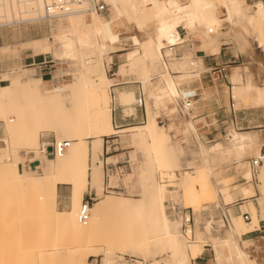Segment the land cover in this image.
Listing matches in <instances>:
<instances>
[{"label":"bare ground","instance_id":"bare-ground-1","mask_svg":"<svg viewBox=\"0 0 264 264\" xmlns=\"http://www.w3.org/2000/svg\"><path fill=\"white\" fill-rule=\"evenodd\" d=\"M104 1L111 5L115 13L111 18L104 19L94 10L87 13L76 10L64 14L68 17L65 29L63 28L65 25L63 22H57L59 31L54 37L64 47V51L59 53L60 59L77 62L76 77L71 82L62 83L61 88L53 87L52 90L47 92L39 91V87H41L40 78L20 82L8 81V83L0 85V119L7 133L3 141L6 147L8 143L13 145V138L17 136L18 148L31 149V152L35 156H40L42 173L38 177H32L25 171L19 172L15 162L19 158V151H14L12 159L9 158L3 161L4 158L2 159L1 153V150L4 149L3 147L0 148V166L4 167L13 180L24 186L26 193L29 195L27 201L28 208L40 216V235L42 238L51 237L50 234L52 235V232L54 234L57 232V235L59 234L64 237V240L91 241L103 224L104 217L107 214H134L137 218L136 226L143 232L142 236L137 239L138 245L151 247L154 249V255L158 254L156 251L166 248L172 255H180L179 258L177 257V264H188L189 257H193L200 252L204 244L202 245L200 244L202 242L198 243V241L192 243L189 241V244H185L187 237L182 232L181 217L179 220L174 218L172 205L166 204L163 198V189L155 184L151 171L145 168L143 162L139 170L133 173V175H136V185L143 191L142 198L103 194L102 197L89 205V215L86 222H82L79 219V211L83 203V193L88 185L96 190L98 196L102 194L103 177L101 173V161L98 158V153L101 150L102 136L118 133L112 126L111 114L105 113L101 106L106 104L110 99V96L105 91V88L111 84L105 74L104 64L92 65L89 59L84 58V55L90 50H96L101 55L107 46L114 43L126 42L132 48L126 52L127 62L123 64V72L136 69L142 70L144 65L146 67L150 65L152 72L161 70L163 84H150L147 87L148 101L145 103V106L143 104L147 118L141 126H138L141 129L133 134L130 139L132 144L142 150H150L152 164L158 170L163 172L170 168H181L180 157L173 149L172 133L170 134L177 127L176 123L174 124L171 120L165 126L160 125L157 122L156 114H158L157 110L160 108L172 111L178 110L177 105L174 103L177 100L178 105H180V111L182 110L181 112L186 116L190 115L188 111L189 106H191L190 101L183 103L180 99L181 93H189L181 91L179 85L180 81L191 76V71L187 72L186 69L193 63H191L192 61L189 62L187 55L184 54L185 56L180 61L174 59L167 64L164 58L171 55L167 54L165 49L183 41L178 32V27L183 24L184 29L187 30L186 32L195 30L197 33L199 31L206 36L204 47L209 48L211 51H218L219 43L216 42L218 36L228 35L233 26L240 20L246 21L249 25L254 22L260 24V21L264 20V6L262 3H258L251 13H245L243 6L236 2V0H186L184 2H181V0H164L162 3H159L157 0ZM147 1L151 3L148 9H152L150 17L155 24L153 26L154 29H151L153 30L151 31L152 33H149L150 30L146 33L144 31L143 33L145 34L143 35L142 33L141 35L143 36L141 37L140 34L136 33L121 36L115 32L114 20L121 15L126 17L125 19L129 21L127 23L141 27L144 18L140 8L146 6L148 4ZM14 4H16V12L13 9ZM21 5H23V10H20ZM220 7L225 10L222 17L217 15ZM64 15H47L43 0H0V25L10 24L15 21L32 20L38 17L51 18ZM235 21H237L236 24ZM204 41L202 40L203 43ZM243 42L244 45L247 43L244 40ZM246 45L248 47L249 43ZM262 51L264 52V49ZM249 57L258 65L257 72L259 77L264 80V64L259 60H255L250 54ZM171 70H176L179 74L172 76ZM141 78L145 79V76L141 74ZM240 78L241 74L236 66L229 74V80L233 84V91L231 90L232 98L235 101H239L243 96H249L252 106L261 107L264 105V88L256 86L257 83L254 85L252 81L235 85ZM63 93H66L68 97H63ZM134 98L132 90L118 92V100L120 102L131 103ZM19 99L25 100L26 106L18 104L17 101ZM7 106L10 112L16 114L15 117H9L12 113L9 114ZM48 107L57 110L60 114L58 118L50 124H42L39 120L36 121L34 119V117L36 118V113L42 108ZM48 126L64 132L63 135L59 134L57 136L58 139L56 141L66 140L69 143L65 151L54 156L55 160L53 162L46 157L45 150L41 152L39 151L40 146L37 147L38 132L40 129ZM195 128L194 124L186 117L184 126L181 128V133L189 132ZM88 139H91L90 144L88 143ZM248 141H252V139L248 138ZM200 150L201 153L203 151L207 152L206 154L212 155L211 157L216 161V164L218 159L219 164L238 163L241 167L240 163L246 153L244 138L242 135L237 134L229 136L224 142L215 143L208 149L203 147ZM256 153L258 154L256 158H261V162L257 164V167L262 163L258 178L263 183L264 154H260L259 150ZM7 155H4L5 159ZM106 163L108 164L105 161ZM245 166L247 167V165ZM246 167L244 168L246 171H244L243 177L244 179H249L251 173ZM221 169L223 168L221 167ZM207 170V179L204 180L200 189L191 182L186 183L182 187V200L193 209L200 207L202 204L215 202L224 205L230 203L232 200V194L229 193L227 188L216 189L215 180L217 178L215 177L218 176H216L217 174L214 169L207 167ZM109 174L116 175L115 172H108L107 177ZM225 177H223L224 182H229L228 179L232 178H229V176ZM223 180H221L222 183ZM61 183L69 185L70 207L68 210L56 208L57 185ZM106 187L115 188L117 186L107 185ZM240 191L248 197L254 194L251 184L242 187ZM219 193H222L221 197ZM260 193L261 198H258L260 200V211L264 216V186L260 188ZM249 206L252 215L251 217L249 215L250 221H246L248 223L245 225L251 223V219H254L256 216V208L252 204H249ZM231 217L233 219V226L229 225L226 235L222 237L210 235L208 238V241H211L215 249L214 259L216 260V264H224V261L228 262V264H258L250 254V249L255 245L253 240H242L241 238L243 234L249 231L234 215H231ZM242 219L245 221L243 216ZM205 228L209 232L212 225L210 226L209 223ZM190 234H192V229L190 230ZM195 234L197 237H200L198 229H196ZM57 235L55 234L56 238ZM57 240L59 241V236ZM59 242V245H61V241ZM211 244L208 245L211 246ZM64 247L65 244L62 246V249H66V253H74L78 250V248ZM51 249H48L51 252L44 251V256L55 257L60 254L58 250L52 251ZM100 252L103 255L102 264H116L117 258H115L110 246H106L103 251L100 249H90L89 251L88 249V251L83 253L82 258L91 254L98 255ZM136 264H140V262L136 261Z\"/></svg>","mask_w":264,"mask_h":264},{"label":"rangeland","instance_id":"rangeland-1","mask_svg":"<svg viewBox=\"0 0 264 264\" xmlns=\"http://www.w3.org/2000/svg\"><path fill=\"white\" fill-rule=\"evenodd\" d=\"M101 1H103V3L106 5V10L103 12H97L99 16L104 19L113 17L115 13L111 5L107 4L104 0ZM157 1L159 3H162L164 0H157ZM184 1L186 0H181V2ZM236 2H238L240 5H245L243 7L245 13H251L255 9L256 5L258 3H261L260 0H254L250 2H246L245 0H236ZM147 3L148 4L146 6H142L140 8L141 14L143 15L144 18L141 27H136L132 23H127L129 21L125 19L126 17L124 15H121L120 17H116L114 20L115 32H117L121 36L130 35L132 33L141 35L144 31L146 33L149 32V30H150L149 33H152L151 31L153 30L151 29L152 28L154 29L153 26H155V24L153 23L154 22L153 19H151L150 17V12L152 9H148L151 3L148 1ZM22 8L23 5H21L20 10H23ZM13 9L14 12H16V4H14ZM224 13L225 10L221 7L217 11V15L219 17H222ZM67 18L68 17L66 15L61 17H51V18L38 17L32 20L15 21L13 23L0 26V32L4 33L8 39L18 37L29 41L25 44H20L18 46H13L11 48L9 47L1 48L0 53H17L20 49L29 48L31 49L32 53L34 54H39V52L45 53L46 55H48L49 58L53 60L51 62V64L53 65L51 70H53V75L55 76L58 83L52 85V84H45V82L43 81V84L52 85V86L47 90L46 89L43 90L42 88H40L39 90L40 92L50 91L52 90L53 87L61 88L62 83H69L72 81L73 78L76 77L75 70L77 69V62L64 61L60 59L59 53L64 51V47L60 45V43H58V41L54 37L55 34H57L59 31V26L57 22L61 21L63 22V24H65ZM236 23L237 21H235V24ZM63 28L64 29L66 28V24L64 25ZM186 31L187 30L184 29L183 26L178 28L180 37H184L188 35L187 38H192L193 40L200 42L202 44V47L206 48L204 47V44L206 42L205 35L201 34V32L199 31L197 33V31L195 30H191L188 32ZM223 31H225V29H223ZM145 33H143V35ZM143 35H141V37ZM204 37L205 39H203ZM241 37L243 38L245 43L247 42L246 44L249 43L250 47L249 46L246 47L247 46L246 44H245L246 46L244 45V42ZM202 40L203 41L205 40L204 43L202 42ZM240 40L242 41L243 44L241 43ZM216 42H218L219 44L224 43V47L227 48L225 50L241 55V57L238 59V62L236 63V66L238 67V71L241 74V78L236 82L235 85H241L242 83L252 81L254 85L257 83L256 86L264 88V82H263L264 80H262V78L259 77V74L257 72L258 65L255 63V61L251 60V58L249 57L250 54L251 56L254 57L255 60H259L262 64H264V58H263L264 52L262 51L264 49V20L260 21V24L254 22L251 25L247 24V22L244 20L243 21L240 20L235 26H233L232 30L229 31L228 35L218 36ZM261 43H263L262 44L263 48L262 46H260ZM184 44L172 46L173 49L171 50V53H167L170 54L172 57L170 56L164 59H166L165 61L168 64L174 59L180 61L185 55H187V60L189 62L192 61L191 63H193L194 65L193 64H192L193 66L189 65L186 71L187 72L196 71L197 69L196 63L193 62L194 60L192 59V50L188 45H184ZM181 45L183 46L179 47ZM42 46L43 48L39 49ZM131 48L132 47L128 45V43L126 42L114 43L107 46L106 50L102 52L101 55L96 50H90L84 55L85 56L84 58L89 59L92 65H98L99 63L104 64L105 74L108 80L110 79L109 80L110 84L114 85L115 83L116 84L121 83L114 86L110 85L107 88H105V91L110 96V99L107 101L106 104H103L101 106L103 107V110L107 114L113 113L112 111L113 107L116 108V111H118L117 109L119 110L124 109V113L126 115L133 114L134 108L137 109L144 108L143 105L141 107H137L135 105V101H134L135 98L131 103L120 102L117 99L119 91L132 90L133 89L132 86L137 87L144 94V101H145L144 106H145V103L148 101L147 87L150 84L152 85L163 84L161 70H158L157 72H152V67L150 65H148L147 67L144 65L142 70L136 69V70H128L126 72L122 71L123 64L127 62L126 52H128V50H130ZM167 58L169 60L171 58V60L169 61ZM172 72H176V70H171L170 73L172 74ZM213 72H217L214 75V79L219 80L222 79L223 77L225 78L227 70L220 71L218 69L212 71V73ZM141 74L145 76V79L141 78ZM3 76H7L8 78L11 79L13 77L25 78L26 76L36 77L40 75L37 73V70L34 67H23V68L12 69L10 74H6ZM123 81H131V83L122 84ZM6 83H8V81L5 82L4 84ZM180 88L183 90L181 86ZM231 90L232 88L229 90L230 92L229 95L230 98L232 99L233 109L235 110L244 109L243 111L254 114L255 116L258 117V121L253 123L254 124L260 123V119H261L260 116L264 112V105H262L263 107L252 106L251 100H249V96L248 97L243 96L242 99L240 98L239 101H235V99L232 98L233 90L232 91ZM187 95L188 94L181 93L180 99L182 100L183 103H185L186 101H190L191 106H189L188 109L190 115L186 116L181 112L182 110L180 111L179 109L180 105H178L177 100L176 102H174L178 108L176 112L168 113L165 109L160 108L159 110H157L158 114H156V117L157 115H159V113L161 115V118L167 117L165 119H162V121H160L159 118H156L157 122L160 125L165 126L171 120L172 122H174V124L176 123L175 125L177 127L173 130L174 132H170V134L172 133L171 138L173 142V149L175 152L179 154L180 157L181 168L180 167L177 169L170 168L162 172L152 164V156L149 149L142 150L141 148L132 144L130 138L133 136V134L137 133V131L141 129L138 126H141L146 121L147 113L145 112L146 117H144L143 120L140 119L139 122L118 127V128H125V126L127 127L133 126L131 127V129L129 128L125 130V132H120L115 135L102 137L101 170L103 175V188H102V194L99 196L94 195L93 191H91L92 197L94 198L91 201V204L94 203L100 197H102L103 194L111 195V196L142 198L143 191L142 189H139L138 185H136L137 184L135 180L136 175L135 174L133 175V172H137L139 165H141V163L143 162L145 168L151 171V175L153 176V180L155 184L163 189V198L166 204L172 205L174 218H176V220H179L181 214L190 215L192 219L193 237L192 240L187 239L186 241L185 239L186 242L185 244H189V241L190 243L198 241V243L202 242L200 244L202 245L204 244L200 252H198L193 257H189V260L187 259L188 264H216V260L214 259L215 249L212 246L213 244H211V241H208L209 240L208 238L210 237V235L217 237H222L226 235V231L228 230L229 225L233 226V221H232L233 219L231 217L230 212L227 211L230 217V224L223 225L220 209L226 210V207L233 205L236 202L226 206L222 205L221 203L219 204L217 202L208 203L205 205L202 204L200 205V207L193 209L190 205H187L183 202L181 197L182 187L186 183L191 182L196 187H198V189H200V186L202 185L204 180L207 179V172H208L207 167L213 168L217 174L216 176H218L215 177L217 178V180H215L216 189L221 190L227 188L228 191L232 194L231 202L234 201V193L235 192L242 193L240 191L241 188L244 186H248L249 184H251L252 188L255 189L256 192L258 191L257 197L261 198L260 188L264 186V182L262 183V180L261 183L259 182L258 174H256V181H250L251 177L249 179H245V181L247 182L244 181L243 175L245 173L244 171H246L244 169L246 167L245 165H247L246 169L247 170L249 169L251 175L253 173L250 163L247 162V157L256 158L258 154L256 153L255 148L252 147L246 151V153L244 154L245 158L243 157V160L240 163L242 167L238 165V163H228L230 165L224 163V165H222V163L219 164L218 159L216 164V161H214V159L211 157L212 155L206 154L207 152L205 153L203 151L202 154L200 150L203 147L208 149L217 142H224V140H226L230 134L228 131L231 132L250 131L251 129L246 128V126H250L253 123L249 124L248 122H243L234 125L229 121L221 127L220 131H217L215 134H213L212 137L199 138L198 136L200 135L199 132L196 130V128L189 132L181 133V128L182 126H184L186 117L189 118L191 122H193L191 118L193 115L192 109L194 108V102L191 98L186 99L185 97H187ZM64 96L68 97L66 93H63V97ZM17 102L21 106H26V101L23 99H19ZM118 102L120 103V106H118L117 104ZM7 110H8V106H7ZM8 112L9 114L12 113L11 115H9L10 118L11 116L12 117L16 116L15 113L10 112L9 110ZM59 115L60 114L57 112V110L48 107L39 110L38 113H36L35 115L36 118L34 117V119H36V121L39 120L40 123L42 124H50L52 121L58 118ZM181 122L183 125L181 124ZM114 126L115 123L113 122V127ZM249 133H255V132H249ZM249 133H245V134H249ZM59 134L63 135L64 132H62L60 129H55L49 126L40 129V131L37 134L38 135L37 147H39L41 143L44 144L52 143L54 140L58 139L57 136ZM6 136L7 133L4 130L3 122L0 119V148L2 147L4 148L2 149L3 152L1 150L2 159L3 158L5 159L4 155L8 154L7 158L5 160L3 159V161H6L9 158L12 159L14 151L18 150L19 158L15 161L18 171L19 172L25 171L27 174L31 175L32 177L40 176L42 173L40 156H35L33 152H31V149L18 148L17 136L13 138V145L8 143L6 147V144L3 141L4 137ZM90 140L91 139H88L89 144H90ZM46 156L47 158H49L51 162L55 160V157L52 155H46ZM107 157L110 158L106 160ZM105 161L112 164L116 163L115 166L122 167L121 168L122 173H116V175H113L114 177H112L111 180L112 184L110 185H114L117 187H124L123 190L111 189L106 187L108 185L107 182L109 180V177L106 176L107 174L105 169L106 168ZM221 167L223 169H221ZM256 170H258L259 173V168L257 166H256ZM225 176L227 177L229 176V178L230 177L232 178L228 179L229 182L225 181L226 182L225 183L223 180L224 178H226ZM221 180H223V183ZM88 193H90L89 188H87L84 191L82 199H85V196ZM63 195L64 197H62ZM219 195L221 197L222 193H219ZM28 196L29 195L26 193L24 186L13 180L11 175L8 172H6L4 167L0 166V264H85V263L102 264L103 255L101 252L98 255L91 254L85 258H82V256L85 251H88V249L89 251L90 249H100L103 251V249L106 246H110V248L112 249L115 258H117L116 264H122L123 262L122 257L126 258L127 256L132 257L136 261L144 260L151 262L153 264H177L176 262L178 260L177 257L179 258L180 255H172V253L166 248H163L160 251H156V253L158 254L154 255L153 254L154 249H152L151 247L146 245H142V246L138 245L137 239L142 236L143 232L141 229L137 228L136 226L137 218L134 214H126V213L107 214L104 217L103 224L101 225V227L99 228L93 239H91V241L83 242V241H71L68 239L64 240L63 239L64 237L60 236L59 234L57 235V232H55V234L57 235V238L59 236V241H61V245H59L60 242L57 240L54 232H52V235L50 234L51 237L47 236L48 238L47 237L42 238L40 235L41 233L40 216L39 214L37 215L36 212L28 208V202H27ZM256 203H257V205L255 204L257 206L256 216L254 219H251V223H249L248 225H245L248 222L243 221L241 215H234L236 219L240 220L241 223L246 226L248 231H251L254 229V227L258 226L259 218H261L264 221V216L260 211V200L257 199ZM249 204L252 203L249 202ZM249 204H248V209L251 217L252 212L250 210ZM69 207H70L69 186L58 185L56 208L59 210H68ZM242 209L245 210L244 207ZM208 222L210 223V226L212 225V228L209 230V232L205 228L206 225H209ZM196 229H198L200 237L196 236L195 234ZM243 235L241 236V238L242 240H245V238L247 237ZM262 235H264V233H262ZM259 238L257 237L252 239L255 245L250 249L251 252L250 254L254 259V261H256L258 264H263L264 237H259ZM63 243L65 244L64 248H69V247L78 248L77 252L66 253L67 250L62 249V246H64ZM208 244H211V246ZM212 247L214 250L212 249ZM48 249H51L52 251L58 250L60 254L56 255L57 257L44 256L43 254L44 251L51 252ZM201 252L204 253V255L200 256V257L204 256L203 260H199L197 258L199 255H201ZM224 264H228V262L224 261Z\"/></svg>","mask_w":264,"mask_h":264},{"label":"crops","instance_id":"crops-1","mask_svg":"<svg viewBox=\"0 0 264 264\" xmlns=\"http://www.w3.org/2000/svg\"><path fill=\"white\" fill-rule=\"evenodd\" d=\"M245 1L250 2L254 0H245ZM241 6L244 7L245 5H241ZM263 10H264V7H263ZM181 26L185 28L183 24H181L178 28H180ZM187 37L188 35L181 37L183 41L179 44L185 43L184 45H188L190 47V49L192 50V59L196 63L197 69L196 71L191 72L192 74L190 77L180 81L179 89L183 91L184 93H189L186 99L191 98L194 102L195 106L192 109L193 115L191 119L193 120L192 123L196 127V130L199 132L200 136L198 135L197 136L199 138L200 137L201 138L202 137H212L213 134H215L217 131H220L221 127L229 121L234 125H237L243 122H248L250 124V123L258 121L257 116H255L252 113L243 111L244 109H239V110L233 109L232 99L230 98V95H229L230 93L229 90L232 88V85H233L231 81L229 80V74L232 72L233 68L236 67V63L238 62V59L241 57V55L225 50L227 48L224 47V43L219 44L218 51H211L208 48H203L200 42L195 41L192 38H187ZM27 42L29 41L22 39V38H18V37L8 39L4 33L0 32V49L4 47L11 48L13 46L25 44ZM179 44H176V45H179ZM172 46H169L168 48L165 49L167 53H171V50L173 49ZM182 46L183 45L179 47H182ZM41 48H43V46L40 47L39 49ZM52 61L53 60L49 58L48 55H46L45 53L39 52V54H34L29 48L20 49L17 53H0V85H3L7 81L20 82V81H26L28 79L40 78L41 87H39V90L40 88H42L43 90L44 89L47 90L53 84L57 83V80L55 76L53 75V70H51L53 66L51 64ZM23 67H34L40 76H36V77L26 76L25 78L13 77L11 79L8 78L7 76H3L6 74H10L12 69L23 68ZM221 68H223L224 71L227 70L225 78L223 77L222 79H219V80L214 79V75L217 72L212 73V71L218 70V69L221 70ZM178 74H179L178 72H172L173 76H177ZM43 81L45 82V84H52V85H45L43 84ZM130 83L131 81L122 82V84H130ZM118 84H121V83H118ZM118 84L115 83L114 85H118ZM180 86L183 88V90L180 88ZM132 87H133L132 91L136 99L137 93L140 90L135 86H132ZM117 104L118 106H120L119 102ZM143 109L134 108L133 114L126 115L124 113V109H121V110L117 109L118 111H116V108L113 107L112 109L113 113H111L112 126L114 122L115 123L114 127L118 131V133L125 132V130L133 126H128V127L125 126V128H118V127L123 126V125H128L131 123H135V122H139L140 119L143 120L144 117H146L145 109L144 111ZM166 111L168 113H174L177 110L176 111L166 110ZM156 118H159V120L162 121V119H165L167 117L161 118V115L159 113V115H157ZM260 118H261L260 123L258 124L253 123L250 126H246V128L251 129L250 131H247V132L228 131L230 133L229 136L233 134L243 136L244 143H245V152L248 149L253 147L255 148V151L259 150L260 154H264V112L260 116ZM249 132H255V133H249ZM245 133H249V134H245ZM103 136H111V135H103ZM248 138H251L252 141H248ZM101 150H102V140H101ZM101 150L98 153V158L100 161H101V152H102ZM108 158L110 157H107L106 160ZM252 159L253 157H247V162L250 163ZM261 166H262V163L258 165L259 172H260ZM138 170L139 168L137 169V171ZM101 173H102V170H101ZM256 174L259 175L258 170L256 171V173H252L250 181H256ZM113 175L114 174L108 175L109 177V180L107 182L108 185L112 184L111 180H112V177H114ZM259 182L261 183L260 180ZM58 185H67V184L61 183ZM87 188H89L90 191H93L95 195L97 196L96 190L94 188H91L89 185ZM257 192L254 189V194L249 197L245 196L242 193L235 192L234 201L228 204H224V206L236 202L235 204L226 207V210L230 212L231 215H242L243 213H248L250 215L248 204L249 202H251L255 208L257 207L256 206L257 205L256 200L258 199ZM62 197H64V195ZM243 207L245 208V210L242 209ZM262 233H264V221L261 218H259L258 226L254 227L253 230L249 231L247 234L243 236L247 237L245 238V240H252L257 237H264ZM202 255H204L203 252H201V255H199L197 258L199 260H203L204 256L200 257Z\"/></svg>","mask_w":264,"mask_h":264},{"label":"built area","instance_id":"built-area-1","mask_svg":"<svg viewBox=\"0 0 264 264\" xmlns=\"http://www.w3.org/2000/svg\"><path fill=\"white\" fill-rule=\"evenodd\" d=\"M261 3L264 6V0H260ZM45 11L47 15H64L71 13L73 11L79 10L82 12H90L94 10L95 12H103L106 10V5L103 3L101 0H43ZM220 71H224L223 68H221ZM144 104V94L142 91H139L137 93L136 99H135V105L137 107H141ZM68 141L66 140H61V141H56L54 140L50 144H45L41 143L39 147V151L45 150L47 155H52L56 156L57 154L62 153L63 151L66 150L68 147ZM261 162V158H253L250 161V165L252 168L253 173H256V166L258 163ZM116 163H106V174L108 172H115V173H122V167L121 166H115ZM107 176V175H106ZM164 181V180H163ZM245 181V179H244ZM246 182V181H245ZM111 189H117V190H123L124 187H115ZM95 195V193L93 192ZM94 198L92 197V193H88L85 196V199H83V203L80 207L79 211V219L82 222H86L88 215H89V205H91V201ZM221 213V218L223 225H229L230 224V217L227 213V210L225 209H220ZM243 218L245 221H250L249 219V214L248 213H243L242 214ZM181 220H182V232L184 235L187 237V239L192 240V234H190V230L192 229V219L189 214H181ZM123 262L122 264H135L136 260H134L132 257H122ZM140 264H153L148 261H139Z\"/></svg>","mask_w":264,"mask_h":264}]
</instances>
